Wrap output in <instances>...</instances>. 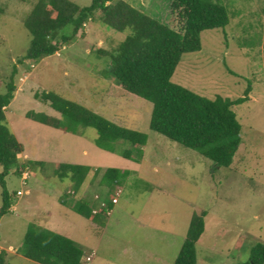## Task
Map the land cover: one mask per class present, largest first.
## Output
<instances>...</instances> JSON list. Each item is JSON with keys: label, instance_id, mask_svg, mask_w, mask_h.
<instances>
[{"label": "rangeland", "instance_id": "rangeland-1", "mask_svg": "<svg viewBox=\"0 0 264 264\" xmlns=\"http://www.w3.org/2000/svg\"><path fill=\"white\" fill-rule=\"evenodd\" d=\"M72 1L82 6L92 2ZM125 1L176 30L182 27L168 0ZM218 1L228 9L229 24L204 30L202 49L185 53L172 79L210 98L246 97L233 105L242 141L228 167L150 129L153 103L104 74L107 56L100 50L115 49L125 32L99 18L89 20L58 52L31 60L26 56L32 35L24 21L36 0H0V77L9 81L13 75L17 86L6 115L24 144L21 161L28 167L21 176L13 168L5 177L12 201L0 218L6 264H41L24 255L25 234L32 224L72 238L82 247L86 264H173L193 214L203 211L205 231L196 244V264L244 263L252 247L264 243V0ZM44 91L146 133L142 159L123 156L132 147L128 142H118L115 152L100 148L93 127L69 132L29 118V111L63 118L37 97ZM59 162L100 171L92 170L75 192L70 179L55 173ZM109 167L121 172L119 182L110 186L101 181ZM2 193L0 183V207ZM102 197L117 199L110 215L94 220L72 207L80 199L93 203ZM94 209L101 212L98 205Z\"/></svg>", "mask_w": 264, "mask_h": 264}, {"label": "trees", "instance_id": "trees-1", "mask_svg": "<svg viewBox=\"0 0 264 264\" xmlns=\"http://www.w3.org/2000/svg\"><path fill=\"white\" fill-rule=\"evenodd\" d=\"M168 1L181 17L183 24L180 30L125 0H92L86 6L72 0H36L24 21L32 35L26 58L37 60L55 54L64 44L74 40L89 20L99 18L108 27L125 32V39L115 49L100 50L107 56L104 74L112 77L123 89L153 103L150 129L199 150L217 166L228 167L242 141V126L233 105L245 101L246 97L231 99L218 95L210 98L172 79L183 55L202 49L204 30L225 28L229 24L228 9L218 0ZM0 82H4V91L0 92L1 218L12 207L5 177L13 168L21 176L25 172L22 169L28 167L21 161L24 144L11 130L6 115L17 86L13 75L9 81L0 77ZM37 97L49 103L63 118L36 111H29V118L69 132H77L81 126L93 127L98 131L95 143L100 148L115 152L118 142H128L132 147L123 150V156L137 162L142 159V148L148 141L146 133L120 125L54 91H44ZM92 170L98 173L100 168L68 162L55 165V173L61 179H70L75 192L80 191ZM120 174L119 169L109 167L101 181L108 186L115 185ZM103 202L107 206H103ZM62 203L68 204L67 199H62ZM113 204L108 197L93 203L83 198L72 207L95 220L106 214V207L113 208ZM94 205L100 206V213H93ZM206 215V211L193 214L188 234L173 264H196V244L205 231ZM24 239L27 245L24 255L33 261L41 264H86L82 247L66 235L32 224ZM0 264H6V253L1 249ZM240 264H264V243H256L249 259Z\"/></svg>", "mask_w": 264, "mask_h": 264}, {"label": "built area", "instance_id": "built-area-1", "mask_svg": "<svg viewBox=\"0 0 264 264\" xmlns=\"http://www.w3.org/2000/svg\"><path fill=\"white\" fill-rule=\"evenodd\" d=\"M18 193L20 194L21 191H18ZM112 201H113L114 203H116V202H117V199L114 197V198L112 199ZM102 205H103V206H107L106 202H103ZM106 208H107V209H106V215H107V214L110 215L111 212H112V208H109V207H106ZM94 212L97 213V212H99V210H95V209H94ZM87 259H88V260H91L90 257H87Z\"/></svg>", "mask_w": 264, "mask_h": 264}]
</instances>
